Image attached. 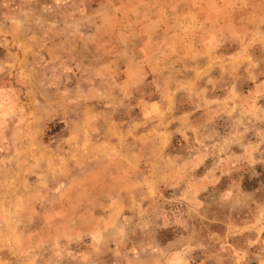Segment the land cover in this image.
Returning a JSON list of instances; mask_svg holds the SVG:
<instances>
[{"label":"rangeland","instance_id":"obj_1","mask_svg":"<svg viewBox=\"0 0 264 264\" xmlns=\"http://www.w3.org/2000/svg\"><path fill=\"white\" fill-rule=\"evenodd\" d=\"M0 264H264V0H0Z\"/></svg>","mask_w":264,"mask_h":264}]
</instances>
